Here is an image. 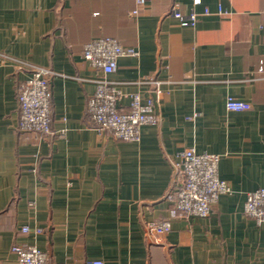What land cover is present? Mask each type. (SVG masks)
<instances>
[{"label":"crops","instance_id":"obj_1","mask_svg":"<svg viewBox=\"0 0 264 264\" xmlns=\"http://www.w3.org/2000/svg\"><path fill=\"white\" fill-rule=\"evenodd\" d=\"M173 5L197 12L196 25H182ZM263 9L264 0H0V264H18L19 243L49 264H264V223L243 213L247 193L264 187ZM101 36L139 51L109 75L122 110L133 93L146 100L160 88L161 120L139 141L100 133L87 116L103 73L83 46ZM20 61L56 72L51 135L18 130ZM229 95L251 108L228 110ZM190 147L221 155L233 191L209 216L173 217L170 232L149 236L146 221L171 215L173 163Z\"/></svg>","mask_w":264,"mask_h":264},{"label":"built area","instance_id":"obj_2","mask_svg":"<svg viewBox=\"0 0 264 264\" xmlns=\"http://www.w3.org/2000/svg\"><path fill=\"white\" fill-rule=\"evenodd\" d=\"M143 4L146 0H136ZM202 0H194L200 4ZM137 9L133 10L136 14ZM209 9H205L208 13ZM220 13H224L221 8ZM170 14L180 20L182 25H196L198 13L194 10L184 13L177 5H173ZM264 15V9L262 11ZM84 58L102 72V76L94 79L95 90L88 98L87 116L94 128L100 133L110 132L116 139L139 141L142 127L146 124L158 123L161 120L157 110L160 102V88L146 100L140 93H133L128 110L119 107L122 91L109 78L118 67L122 56H137L138 49L124 46L113 36H101L91 39L83 46ZM18 61V60H17ZM20 69L27 71L18 84V102L20 107L18 130L39 135L54 133L52 126V89L50 78L56 74L50 68L33 66L25 70L20 61ZM226 107L232 111H243L251 108V103L229 95ZM221 155L199 152L194 147L180 153L178 162L173 163L171 185L165 194V200L172 204L171 215L163 219L146 221L144 229L149 236L163 235L171 231L173 217H207L220 196L233 191L230 183L221 178L219 163ZM243 213L255 219L258 224L264 223V187L249 191L246 196ZM27 225L23 231L30 232ZM41 229H35L39 232ZM13 251L17 255L18 264H49V254L35 245L15 244ZM55 264H65L57 262ZM93 264H104L93 261Z\"/></svg>","mask_w":264,"mask_h":264}]
</instances>
